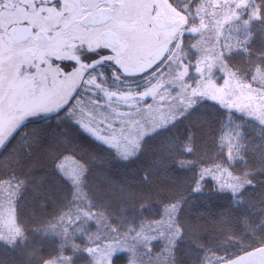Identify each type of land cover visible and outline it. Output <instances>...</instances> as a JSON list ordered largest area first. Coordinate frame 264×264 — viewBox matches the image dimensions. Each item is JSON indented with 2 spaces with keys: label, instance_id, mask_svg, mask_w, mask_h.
Masks as SVG:
<instances>
[{
  "label": "trees",
  "instance_id": "16d2710c",
  "mask_svg": "<svg viewBox=\"0 0 264 264\" xmlns=\"http://www.w3.org/2000/svg\"><path fill=\"white\" fill-rule=\"evenodd\" d=\"M169 1L189 20L182 62L169 56L127 81L96 64L68 104L22 123L1 149L0 200L20 233L0 239V264L63 254L94 264L106 235L148 240L166 221L170 236L152 252L162 264H218L264 246V0H234L226 13ZM182 63L186 82L243 84L245 106L229 103L233 90L221 101L217 86L176 96ZM217 170L240 186L217 188L204 175Z\"/></svg>",
  "mask_w": 264,
  "mask_h": 264
},
{
  "label": "rangeland",
  "instance_id": "374dc122",
  "mask_svg": "<svg viewBox=\"0 0 264 264\" xmlns=\"http://www.w3.org/2000/svg\"><path fill=\"white\" fill-rule=\"evenodd\" d=\"M233 1L210 0L212 7L221 8L225 13L229 11ZM116 15V20L119 19L116 25V37L119 41L117 49L107 46L98 32L85 30L80 26L70 35L55 39L59 53L56 55L54 52V61L50 60V55H46L44 59L40 55L33 59L25 48L13 46L0 38V151L22 123L50 116L68 104L86 78L87 70L96 64L109 68L115 80L127 81L139 77L169 56L174 63L182 62L178 41L190 30L189 20L187 15L175 8L169 0H121ZM158 15L173 20L181 19L182 22L161 29L153 23V17ZM200 28V25H196L191 27V31L201 34ZM54 34L57 35L56 30ZM94 42L98 43L96 50L91 46ZM63 50L70 51V55L64 56L61 52ZM188 70L189 64L182 63V70L172 77L176 81L182 80ZM196 71L201 74L200 64H197ZM216 86L208 81L202 82V79L196 80L194 84L192 81L182 80L176 87V96L185 99L186 95L189 97L202 88L210 89ZM254 89L255 92L259 91L255 87ZM216 90V96L223 102L227 99L226 94L233 90V95L228 96L229 103L235 107L245 106L246 97L240 94L243 92V84L226 83L217 86ZM234 90L238 91L239 95L236 96ZM161 104L163 101L159 100L157 106ZM204 175L209 176L215 183L213 184L221 190H235L240 186L238 179L225 170L204 171ZM67 223L68 220L65 225ZM169 225L170 221L161 225L164 234L155 233L150 235L148 240L142 237L137 242L126 236L118 237L114 241L106 235V239L94 248V264H121L125 254L126 264H162L159 258L152 256V252L164 246V242L159 238L166 239L170 236L166 230ZM68 228L64 227L65 233ZM151 231L153 230L149 232ZM19 233L14 212L8 208L5 201L0 200V239H11ZM60 259H46L40 264H71V257L65 254L61 255Z\"/></svg>",
  "mask_w": 264,
  "mask_h": 264
},
{
  "label": "flooded vegetation",
  "instance_id": "af4514ba",
  "mask_svg": "<svg viewBox=\"0 0 264 264\" xmlns=\"http://www.w3.org/2000/svg\"><path fill=\"white\" fill-rule=\"evenodd\" d=\"M120 5L121 0H0V38L25 48L33 59L50 55L54 61V52L59 53L55 39L70 35L80 26L98 32L107 46L117 49L106 42V31H112V39L119 42L116 13ZM100 10L109 17L107 20L98 16ZM97 44L91 43L94 50ZM61 52L66 57L70 55V51Z\"/></svg>",
  "mask_w": 264,
  "mask_h": 264
},
{
  "label": "water",
  "instance_id": "95a60500",
  "mask_svg": "<svg viewBox=\"0 0 264 264\" xmlns=\"http://www.w3.org/2000/svg\"><path fill=\"white\" fill-rule=\"evenodd\" d=\"M110 4L112 5L113 1H111ZM105 9L107 11H110V8H105ZM103 13L104 11L101 10L98 16H100L101 18V15H103V20H107L109 17H106L105 14ZM153 22L156 27L164 29L168 27H173L175 25H179L181 24L182 20L181 19H175V20L168 19L165 16L159 15L153 18ZM106 33L109 35V37L106 38V42L111 44L114 48H118L119 43L116 40L112 39V36L114 33L112 31H106ZM54 264H63V263H54ZM219 264H264V246L247 251L229 261L221 262Z\"/></svg>",
  "mask_w": 264,
  "mask_h": 264
}]
</instances>
